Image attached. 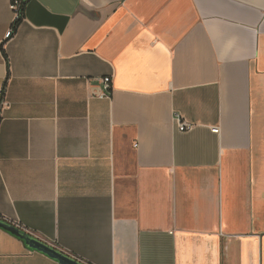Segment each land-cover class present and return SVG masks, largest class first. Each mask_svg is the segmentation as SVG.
I'll use <instances>...</instances> for the list:
<instances>
[{"label":"crops","instance_id":"0c3cea01","mask_svg":"<svg viewBox=\"0 0 264 264\" xmlns=\"http://www.w3.org/2000/svg\"><path fill=\"white\" fill-rule=\"evenodd\" d=\"M11 1L0 220L85 264H264V0H26L5 40ZM0 264L59 263L0 228Z\"/></svg>","mask_w":264,"mask_h":264},{"label":"water","instance_id":"95a60500","mask_svg":"<svg viewBox=\"0 0 264 264\" xmlns=\"http://www.w3.org/2000/svg\"><path fill=\"white\" fill-rule=\"evenodd\" d=\"M0 228L21 239L27 247L46 254L47 256L56 260L59 264H85L77 260L76 258L62 252L55 246L50 245L49 243H46L45 241H42L34 237L33 235L23 231L22 229L14 225H10L2 220H0Z\"/></svg>","mask_w":264,"mask_h":264},{"label":"built area","instance_id":"2783aa9c","mask_svg":"<svg viewBox=\"0 0 264 264\" xmlns=\"http://www.w3.org/2000/svg\"><path fill=\"white\" fill-rule=\"evenodd\" d=\"M25 1L26 0H12L11 1L10 9L14 15V21H13L12 28L5 34V40H8L13 36V33H14L16 26L23 19V4ZM110 82H111L110 77H105L102 79L103 91H105V92L110 91ZM99 96L105 97V95L103 93ZM4 105H5V103H4L3 99H1L0 108H2ZM176 122H177L178 130L182 133L189 132L195 128L194 124L187 123V122L181 120V118L179 116L176 117ZM211 131L215 134H219L218 127L211 128Z\"/></svg>","mask_w":264,"mask_h":264},{"label":"trees","instance_id":"16d2710c","mask_svg":"<svg viewBox=\"0 0 264 264\" xmlns=\"http://www.w3.org/2000/svg\"><path fill=\"white\" fill-rule=\"evenodd\" d=\"M24 5H25V2H24V4H23V8H24Z\"/></svg>","mask_w":264,"mask_h":264}]
</instances>
